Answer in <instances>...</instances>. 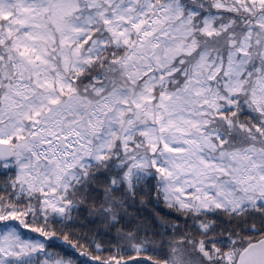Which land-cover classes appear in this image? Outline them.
<instances>
[{"label": "snow or ice", "instance_id": "snow-or-ice-1", "mask_svg": "<svg viewBox=\"0 0 264 264\" xmlns=\"http://www.w3.org/2000/svg\"><path fill=\"white\" fill-rule=\"evenodd\" d=\"M0 264H264V0H0Z\"/></svg>", "mask_w": 264, "mask_h": 264}]
</instances>
